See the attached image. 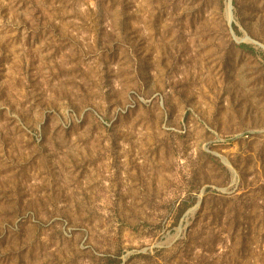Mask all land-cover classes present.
Here are the masks:
<instances>
[{
  "label": "rangeland",
  "instance_id": "374dc122",
  "mask_svg": "<svg viewBox=\"0 0 264 264\" xmlns=\"http://www.w3.org/2000/svg\"><path fill=\"white\" fill-rule=\"evenodd\" d=\"M0 264H264V0H0Z\"/></svg>",
  "mask_w": 264,
  "mask_h": 264
}]
</instances>
